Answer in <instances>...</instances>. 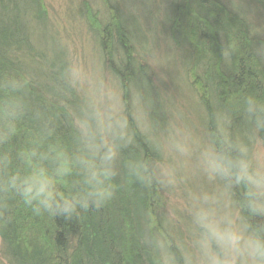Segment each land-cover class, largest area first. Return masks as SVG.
I'll list each match as a JSON object with an SVG mask.
<instances>
[{"label": "trees", "instance_id": "trees-1", "mask_svg": "<svg viewBox=\"0 0 264 264\" xmlns=\"http://www.w3.org/2000/svg\"><path fill=\"white\" fill-rule=\"evenodd\" d=\"M150 9L160 13L158 23L134 27L123 0H78L75 8L104 77L123 92L132 113L139 106L161 132L191 128L203 136L213 115L235 111L239 97H264V59L256 54L264 47V0H150ZM57 18L47 0H0V77L32 72L37 101L54 93L69 61L82 64L71 47V27L56 25ZM159 43L179 54L174 64L161 63ZM229 48L235 51L226 60L221 53ZM82 67L93 71V58ZM239 121L234 115L236 132ZM68 131L61 122L60 134ZM257 142L264 147V135ZM133 151L151 155L142 139ZM161 163L172 166L175 160ZM184 168L190 176L178 180L175 190L186 196L194 179L188 161ZM172 193L132 185L106 206L71 220L35 216L11 200L0 209V264H158L142 232L148 217L165 229L169 209H176ZM186 221L170 229L177 239L187 238Z\"/></svg>", "mask_w": 264, "mask_h": 264}, {"label": "clouds", "instance_id": "clouds-1", "mask_svg": "<svg viewBox=\"0 0 264 264\" xmlns=\"http://www.w3.org/2000/svg\"><path fill=\"white\" fill-rule=\"evenodd\" d=\"M222 50L227 60L234 54ZM264 59V47L256 52ZM30 71L0 77V209L15 200L35 216L71 220L132 185L172 192L184 162L198 183L184 209L170 208L161 230L148 217L142 241L158 264H264V97L250 93L218 112L203 136L161 132L102 73L69 61L53 94L37 101ZM234 115L244 122L233 129ZM68 128L61 135L60 123ZM138 139L151 155L135 152ZM173 158L172 166L161 163ZM187 218L185 239L170 230Z\"/></svg>", "mask_w": 264, "mask_h": 264}, {"label": "rangeland", "instance_id": "rangeland-1", "mask_svg": "<svg viewBox=\"0 0 264 264\" xmlns=\"http://www.w3.org/2000/svg\"><path fill=\"white\" fill-rule=\"evenodd\" d=\"M123 1L130 13L128 15L129 25L134 26V27H139L141 23H143V21L146 24L149 23L152 26L158 23V20L155 18V14L160 15V13H155L154 10L150 9V0H123ZM47 2L50 6L51 16L58 17L57 18L58 23L56 19V25L61 23L63 25V28L65 26L71 27L72 30H70L69 32L71 36L72 45L71 44L70 45L73 49V52L75 51L76 55L79 53L81 57L82 64L80 66L88 65L89 62H92V58H93L94 70L103 74V70L101 68L102 66L101 62L99 59L96 60V54L95 52H93L94 51L93 46L90 42L91 37L88 34L87 27L83 22L77 21L78 19H77L75 8L78 5V0H47ZM67 12H68V16L66 18L68 20L66 21L62 17L65 16ZM149 12H153L154 14L151 15ZM75 23L76 25H74ZM77 23L79 25H77ZM92 54H93V57H92ZM157 55L163 59L161 63H166L167 61L168 63H171V64H174L173 60L179 57V54L177 53L172 55V53L169 50H162L161 43H159L158 45ZM97 57L99 58L98 54H97ZM173 68L174 67L172 66V69ZM107 80L111 84H113L112 79L107 78ZM243 128H244V122L241 123L239 121L236 123V129L238 133H240L243 130ZM254 151L261 157H264V147L260 143L257 142V144L254 146ZM188 176H190L188 173H184L183 178H187ZM193 179H194L193 180V186H194L195 184L198 183V180L194 176H193ZM193 186H191L190 190H192ZM171 195H174L172 197L170 196L171 204H173L174 207H176V209H184L186 207L187 205L186 196H183V194L180 193L178 190L173 191Z\"/></svg>", "mask_w": 264, "mask_h": 264}]
</instances>
